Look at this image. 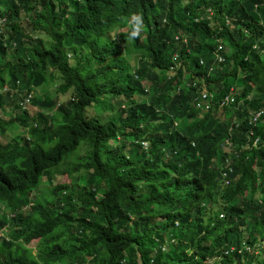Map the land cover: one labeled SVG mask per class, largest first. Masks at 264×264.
<instances>
[{
	"label": "trees",
	"instance_id": "1",
	"mask_svg": "<svg viewBox=\"0 0 264 264\" xmlns=\"http://www.w3.org/2000/svg\"><path fill=\"white\" fill-rule=\"evenodd\" d=\"M126 1L0 0V16L9 21L6 35L0 33V82L30 89L25 84L43 83L46 69L52 66L74 89V99L58 105L53 95H33L31 104L39 107L33 116L17 114L16 98L8 99L15 118L10 123L16 120L26 133L0 138V232L4 231L0 264H94L97 259L98 264H118L124 256L129 264L138 263L137 258L141 264H208L206 260L231 245L236 251L214 259L213 264H264V201L254 200L251 190L239 207L222 206L223 218L213 215L210 208L214 178L225 157V139L243 142L249 110L264 104V58L250 49L242 31L249 26L264 30V0H221L220 6L218 0L185 4L181 0H129L131 6L148 10L140 13L151 43L167 40L178 46V34L194 49L204 50L214 47L206 42L214 36L233 49L224 54L222 69L204 74L207 88L218 98L231 85L244 82L260 94L245 108L231 106L223 120L217 122L208 112L203 123L193 114L171 132L152 122L157 118L155 108L166 98L162 75L152 77L149 99L128 102L124 109L117 102V115L111 114L105 122L86 112L95 105L98 92L81 77L86 68L70 63L72 44L85 35L86 25L103 30L122 25L128 14ZM203 4L215 6L218 15L235 5L228 13L232 25L212 31L203 19L191 21L190 15H200ZM5 41L12 45L11 51ZM121 78L120 74L106 76L101 91L110 92L116 100L144 93L133 87L121 94ZM195 94L191 90L190 97ZM103 108L104 104L100 111ZM234 117L240 127L231 138L227 126ZM256 132L264 133V125ZM246 152L242 150L241 155ZM61 163L69 164L65 172ZM234 166L241 177L227 189L229 199L241 195L250 188L249 181L257 178L264 186V175L243 170L239 161ZM80 171L89 173L86 180ZM64 173L68 180L53 184V175ZM44 178L51 185L40 194ZM261 195L264 198V192ZM35 239L37 253L29 247ZM164 241L171 245L166 250L161 248Z\"/></svg>",
	"mask_w": 264,
	"mask_h": 264
},
{
	"label": "clouds",
	"instance_id": "2",
	"mask_svg": "<svg viewBox=\"0 0 264 264\" xmlns=\"http://www.w3.org/2000/svg\"><path fill=\"white\" fill-rule=\"evenodd\" d=\"M220 1H217V5L220 6ZM189 0H181V4H185ZM232 6L227 13L218 15V10L215 6L209 4H203L199 7L202 9L200 15H190L191 21H198L203 19L209 30L221 29L223 24L232 25V18L229 16V12L234 9ZM125 10L127 15L125 16L122 25L117 27H108L101 29L98 26H85V35L78 43L72 44V52H70L69 59L72 62L83 65L87 74H81V77L85 80L88 86L97 88L96 101H103L104 108L97 114L99 118L105 122L107 117L111 114H116L114 110L118 107L117 102H121L120 108H127L128 102H145L150 98L152 77L155 75H162L166 81V98L159 102L156 107L157 118L153 120L155 124H160L163 129H167L171 132L173 128H176L181 122H183L188 116L195 114L199 115L201 121L206 123L204 116L208 112H212L216 121L224 119V111L235 105L236 108H245L250 104L253 98L259 99L260 94L254 93L257 88L254 85L251 86L250 82H244L239 85H231L228 91L221 96L217 97L215 92L209 90L204 80V74H211L221 65L225 64L226 58L224 54H228L233 49L229 48L221 42V38L209 37L206 42L210 46H214L211 49L210 57L206 56V52L209 49H194L188 44V40L185 36L175 35V39L180 42L178 46H174L172 42L167 40H161L159 43H151L148 41L147 27L144 24L143 16L140 12L146 13L147 9L137 8L130 5L129 0L125 2ZM96 13H105L98 11ZM228 14V16H227ZM9 25V21L4 16H0V33L6 35L5 27ZM106 31V33H105ZM245 41L251 43L252 50L264 55V30L259 28H242ZM43 35V33H40ZM11 51L13 48L10 42H2ZM10 44V45H9ZM14 45V44H13ZM150 47L149 49H143L139 46ZM162 58V62L154 63V60ZM210 58V63H207ZM51 68L57 70L62 76L61 72L52 66H49L47 70ZM207 68V69H206ZM45 72V74H46ZM94 73H97L98 77H94ZM111 74H120L122 76L120 80L121 94L130 92L133 87H139L144 93H138L132 98H116L112 97L110 92L101 91L102 82L104 78ZM47 76L45 77L46 82ZM17 83H20L17 80ZM41 83V84H43ZM27 85L30 89L15 85L11 87L9 84L0 82V110L5 118H0V138L3 136L6 138L16 135H24V130L16 120L10 123L11 118H14V110L11 108L10 98H16L14 102L17 104L16 113L24 114L27 112L33 116L39 111V107L31 104V98L35 95L33 89L40 86ZM125 86V87H123ZM64 87L70 89V93L66 96V100L61 101L58 94H54L57 105L64 103L68 100L74 99V89L72 86ZM249 88L248 91H244ZM191 90H196L195 96L190 97ZM57 91H60L59 87ZM242 91L241 93H239ZM10 92V94H8ZM20 92V93H19ZM6 93V94H5ZM58 93V92H56ZM43 94H39L42 97ZM52 96V95H51ZM112 97L111 100L109 98ZM126 101L124 102V100ZM248 102V103H247ZM147 103V102H146ZM247 103V104H246ZM95 105L97 106L96 102ZM112 105L113 109L110 108ZM92 106V105H91ZM89 106L87 113L90 114ZM227 106V107H226ZM31 107H36L35 114H30ZM92 109V108H91ZM109 110V113L107 112ZM94 110V109H93ZM96 110V108H95ZM54 113V112H52ZM105 113H108L104 115ZM125 114V113H124ZM250 116L247 119V127L242 133L244 141L241 143H234L233 140L226 138L225 145L223 147L225 157L219 166L217 180L214 178L216 184V190L211 194L210 208L212 214H218L219 218L225 216V212L222 206L231 209L232 206L239 207L241 202H245L243 198L251 192L254 193L253 199L259 203H263L264 198L261 192H264V186L260 184L257 178L256 182L249 181L250 188L244 189L241 195L235 198L229 199L226 196L227 189L234 186L235 183L241 177V174L235 173V162L239 161L243 170H253L255 173L264 175V133L256 132L262 125H264V104L257 110H249ZM15 119V118H14ZM17 128L22 133L11 136V128ZM240 127V121L234 117L230 124L227 126V134L232 138L238 132ZM4 132L3 135L1 133ZM26 133V132H25ZM178 136H182L179 133ZM141 144L145 146V142ZM194 144L191 143V146ZM246 150L244 155H241V151ZM192 153L195 156L194 150ZM62 164V163H61ZM87 175L89 176L88 172ZM85 173L79 172V176L84 174L81 178L86 180ZM82 183V182H81ZM243 199V200H242ZM25 208V207H23ZM243 226L239 225V233L241 234ZM3 230L0 232L2 235ZM163 240H166L163 239ZM245 245V241H243ZM171 245L167 241H164L161 245L162 250H166ZM246 249V246H245ZM232 251H236V246L231 245L224 248L221 255H217L214 259L224 258V254H228ZM241 252V249L237 250ZM33 252L37 253V248L33 247ZM138 263L141 264L139 258ZM210 260V259H208ZM118 264H129L128 257L124 256L118 260ZM207 262V260H206ZM94 264H98V259Z\"/></svg>",
	"mask_w": 264,
	"mask_h": 264
},
{
	"label": "rangeland",
	"instance_id": "3",
	"mask_svg": "<svg viewBox=\"0 0 264 264\" xmlns=\"http://www.w3.org/2000/svg\"><path fill=\"white\" fill-rule=\"evenodd\" d=\"M70 17V16H69ZM22 24L23 26L29 28V24L26 22V20H23L22 21ZM264 58V55L262 56ZM87 72L84 74V76H86ZM46 76H47V79H46V82L41 84L40 86L38 87H35L33 89L34 93L36 96L39 97V94H48V95H54V94H58V96L60 97L61 101H64L66 100V96L68 94H71L70 93V89L69 88H65L64 85H65V80L63 79V77L59 74V72L57 70H54V69H51L49 68L46 72ZM59 87L60 91H57V88ZM58 92V93H56ZM20 93V92H19ZM96 104H97V109L95 110V105L93 104L91 106V108H89V112L91 113H94V114H99L100 110L102 109V106H103V103L99 100V101H96ZM36 107H31L29 112L30 114H35V111H36ZM94 109V110H93ZM108 110V109H107ZM109 113V110L107 111ZM108 113H105L104 115L108 114ZM0 118H5V115L2 114L1 110H0ZM11 136L12 135H15V134H19V133H22L19 129L17 130V128L13 127L11 128ZM25 134V132H24ZM120 142H122V139H120ZM78 153L80 155H82L81 153H83V149H80L78 151ZM69 166L68 163H63L61 164L60 166V169L65 172V169ZM74 177H76L78 174L76 173H73ZM87 173H85V178H87ZM56 177V179H55ZM53 175V184L56 183V182H59V183H63L65 182L66 180H68V175H66L65 173L64 174H61V175H57L55 176ZM76 183V181H75ZM50 184V181L47 180V179H42V184L41 186H39V191H40V194L41 193H44L46 191L47 188H45L47 185ZM78 185H82V183H80L78 181L77 183ZM51 185V184H50ZM37 193L34 192L33 195H35ZM100 194L101 193H98L96 196L99 198L100 197ZM4 235V231L2 233V235H0V237H3ZM37 243V239L35 240H32L29 244V247H34ZM208 264H213V260L210 259V260H207Z\"/></svg>",
	"mask_w": 264,
	"mask_h": 264
}]
</instances>
